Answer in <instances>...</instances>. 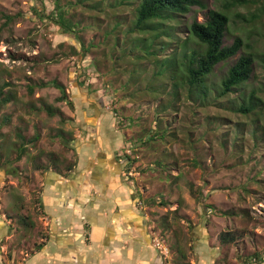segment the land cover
Here are the masks:
<instances>
[{"label":"rangeland","instance_id":"rangeland-1","mask_svg":"<svg viewBox=\"0 0 264 264\" xmlns=\"http://www.w3.org/2000/svg\"><path fill=\"white\" fill-rule=\"evenodd\" d=\"M141 1L0 0L1 99L11 98L0 101L4 264L26 263L45 238L46 177H69L81 149L101 143L164 260L202 257L198 234L217 248L213 264L264 261V0H202L205 9L138 26ZM212 10L230 16L225 45L240 37L244 47L214 68L203 94L188 82L187 66L205 50L190 27ZM61 12L75 35L55 23ZM249 53L250 80L221 94ZM252 96L254 109L239 112ZM223 233L234 241L221 242Z\"/></svg>","mask_w":264,"mask_h":264},{"label":"crops","instance_id":"crops-1","mask_svg":"<svg viewBox=\"0 0 264 264\" xmlns=\"http://www.w3.org/2000/svg\"><path fill=\"white\" fill-rule=\"evenodd\" d=\"M101 144L81 149L78 170L69 177L53 172L46 177L41 197L46 235L42 248L27 255L24 264H180L172 257L164 260L151 244L144 217L133 206L132 189L122 178L121 164L114 156L102 160ZM90 154L99 156V161ZM9 223L0 216V246ZM194 238L193 246L203 252L202 257L192 256L185 263H215L218 251L211 239L198 234ZM3 258L0 252V264Z\"/></svg>","mask_w":264,"mask_h":264},{"label":"trees","instance_id":"trees-1","mask_svg":"<svg viewBox=\"0 0 264 264\" xmlns=\"http://www.w3.org/2000/svg\"><path fill=\"white\" fill-rule=\"evenodd\" d=\"M240 5H243V0H233L228 5L226 4L225 7L233 8ZM194 7L206 8L202 0H142L137 8L138 26H142L155 19L163 20L166 17L186 15ZM57 17L55 23L62 28L63 33L75 35L71 25L72 23L66 21L64 14L61 12ZM253 18H258V16L255 15ZM229 25V14L225 11L212 10L208 13L207 21L204 23L194 21L190 27L192 35L205 46V50L203 53L194 54L191 64L187 66L188 82L190 87L197 88L203 94L208 93L207 78L213 72L214 68L223 62L235 58L244 47V41L240 37L235 38L231 45H225L224 41L229 30ZM254 63V55L251 53L240 55L235 64L229 69L228 74L223 78L221 94L225 96L229 95L242 84L249 81L254 72ZM30 91L32 93L33 89L31 88ZM2 93L3 89L0 87L1 103H9L11 98L6 97L1 99ZM60 100L62 101L63 98H60ZM252 100L253 103L242 105L239 108V112L245 114L250 113L254 109V97ZM26 151V147L23 145L17 160L22 159ZM227 237L230 239V233L221 234V242L226 243L228 241ZM230 240L234 241V238ZM41 248L42 246L39 247V250ZM259 262L258 264H261L262 261L259 260Z\"/></svg>","mask_w":264,"mask_h":264}]
</instances>
